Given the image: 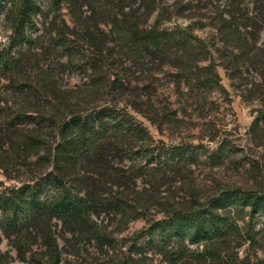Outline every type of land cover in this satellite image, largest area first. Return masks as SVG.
Listing matches in <instances>:
<instances>
[{"label":"rangeland","instance_id":"obj_1","mask_svg":"<svg viewBox=\"0 0 264 264\" xmlns=\"http://www.w3.org/2000/svg\"><path fill=\"white\" fill-rule=\"evenodd\" d=\"M40 1L43 14L37 17L36 28L42 45L36 46L35 52L46 85L43 110L62 115L71 108H123L147 130L149 143L183 144L199 149V157L166 172H152L154 164L137 156L134 151L139 144L134 143V151L118 163L125 170L135 165L146 170L135 172L139 174L135 180L122 182L132 208H137L134 214L123 218L120 213L102 210L81 227L53 219L26 233V241L9 238L0 230V251L9 264H49L55 246L63 264H171L164 252L144 245L146 239L136 242L135 234L168 211L193 207L222 190L240 187L264 191V127L258 132L251 128L256 109L264 100V69L257 70L245 61L239 63V71L235 64L224 67L239 51L225 42L215 44V11L202 8L211 1L220 12L228 8V0H193L189 4V0H156L157 9L147 20L145 0H135L129 9L141 25L150 26L158 18L163 27L179 26L204 38L207 50L193 61L184 51L178 53L184 56L181 60L175 54L162 58L145 51L135 58L122 52L112 22L116 0ZM248 1L240 0V5ZM176 3L183 5L180 10ZM186 7L192 8L184 10ZM5 11L0 8V45L10 34ZM118 14L123 18V13ZM260 25L263 29L256 45L250 38L252 55L256 51L258 58L264 57V23ZM58 31L65 34L67 45L57 43ZM196 65L212 67L217 74L215 83L193 85L189 78L197 71ZM189 67L192 71H186ZM5 82L0 75V89ZM222 146H227V154L211 159ZM45 152L43 149L39 154ZM37 160L32 156L28 168L21 166L19 172L0 169V189L35 178L39 172L30 171L36 168ZM118 186L113 189H120ZM237 222L242 236L226 243L217 259L201 262L198 255L203 246L186 244L184 257L176 264H264V216L249 221L245 214Z\"/></svg>","mask_w":264,"mask_h":264},{"label":"trees","instance_id":"obj_2","mask_svg":"<svg viewBox=\"0 0 264 264\" xmlns=\"http://www.w3.org/2000/svg\"><path fill=\"white\" fill-rule=\"evenodd\" d=\"M145 1L147 20L157 9V3ZM115 3L112 22L122 52L135 58L145 51L162 58L175 54L181 60L184 56L178 53L184 51L185 57L193 61L207 50L205 39L186 28L163 27L158 18L150 26L138 23L136 14L129 11L135 0ZM226 5L228 8L220 12L211 1L202 8L215 11L216 16L212 17L217 36L215 44L225 42L227 47L239 51L234 58H228L224 67L238 66L245 61L257 70L264 69L261 61L264 57L258 58L256 51L252 55L250 46V38L256 45L263 29L260 22L264 23V0H249L244 6L240 0H228ZM175 6L180 10L183 5L176 3ZM0 8L6 10L10 23L7 42L0 45V75L6 81L0 89V169L19 172L21 166H29L32 156H37L36 168L30 172H39L32 180L0 189V230L5 236L26 241V233L53 219L81 227L92 214L102 210L120 213L123 218L134 214L137 208H132L130 194L122 190V182L133 181L139 175L135 172L146 170L142 165L125 170L118 164L123 161V155L134 151V143L139 144L134 151L137 156L154 164L152 172H166L198 160L199 149H189L183 144L149 143L147 130L123 108L104 105L91 110L71 108L62 115L48 114L41 106L46 85L35 52L40 44L36 27L37 17L43 14L41 1L0 0ZM58 32L57 43L67 45L63 42L65 34ZM91 63L95 65L94 61ZM196 68L189 78L193 85L215 83L217 74L212 67L196 65ZM185 69L192 71L190 67ZM236 70L239 71V66ZM263 127L264 100L256 109L251 125L256 132ZM43 149L46 154L40 155ZM226 150L227 146H222L211 159L221 158L227 154ZM107 184L109 188H105ZM116 184L120 189H113ZM245 214L249 221L258 215L264 216L263 190L231 187L193 207L172 209L138 231L134 240L146 239L144 245L164 252L171 264L183 259L186 244L203 246L199 261H214L226 243L242 236L243 229L237 219H243ZM48 242L51 243L50 239ZM0 264H9L1 251ZM49 264H63L56 246Z\"/></svg>","mask_w":264,"mask_h":264}]
</instances>
